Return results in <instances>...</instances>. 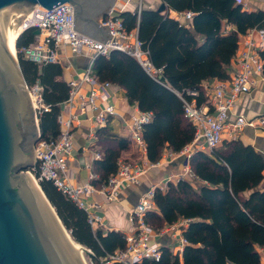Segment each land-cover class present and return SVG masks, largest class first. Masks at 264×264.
Here are the masks:
<instances>
[{"label": "trees", "instance_id": "obj_1", "mask_svg": "<svg viewBox=\"0 0 264 264\" xmlns=\"http://www.w3.org/2000/svg\"><path fill=\"white\" fill-rule=\"evenodd\" d=\"M162 1L168 10L192 13L191 26L168 12L141 9L117 15L125 32L137 37L160 73L149 74L134 56L121 51L97 57L93 66L100 83L122 88L129 104L152 115L142 133L151 163H160L166 151L180 153L194 140L195 128L185 116L180 96L191 99L188 92H197L198 105L207 103L205 84L230 78L241 37L264 30V10H247L237 0ZM18 37L17 56L25 80L30 88L42 89L40 140H57L62 132V105L70 94L64 68L61 63L38 64L27 58L26 50L38 41L34 30ZM260 56L264 62V50ZM96 137L102 157L94 162L93 172L99 188L117 173L120 161L134 165L122 159L133 142L114 134L110 124L99 127ZM190 167L195 179L169 183L165 191L158 189L155 210L145 216L146 224L157 233L181 220L191 221L183 230L187 245L181 256L162 246L160 261L142 264H262L264 158L253 147L232 140L211 154L195 153ZM40 186L74 241L91 252L92 264H104L108 255L126 248L124 234L93 231L87 213L53 182Z\"/></svg>", "mask_w": 264, "mask_h": 264}, {"label": "built area", "instance_id": "obj_2", "mask_svg": "<svg viewBox=\"0 0 264 264\" xmlns=\"http://www.w3.org/2000/svg\"><path fill=\"white\" fill-rule=\"evenodd\" d=\"M245 9H250L253 4H264V0H237ZM23 32L33 29L40 30L43 40L37 46L26 50L29 60L38 63H61L62 50L68 48L75 55H90V65L86 73L79 79L69 81L70 94L68 100L63 103L59 124L62 132L57 140L47 142L39 140L36 143L37 164L28 170L40 185L44 181L53 182L54 185L88 215V222L93 231H103L107 234L111 231L104 217L101 215L102 203L95 198L101 195L105 203L117 202L122 192L127 187L138 186L142 178L161 163L146 161L138 165L126 164L120 161L118 171L106 185L97 187L94 180L98 177L91 173L83 185L73 184L74 174L69 168V162L74 152V131L79 125L80 119L75 114V108L79 110L90 109L95 113V123L98 127H106L116 117L115 107L106 105L100 107L99 103H105L110 99V83H100L93 75V66L99 56L109 57L113 51H121L134 56L151 75L160 73L150 62L148 51L141 49V43L134 34H128L123 28L122 21L117 18L118 11L112 9L102 21L103 25L111 26L113 39L107 43L96 40L73 29L74 9L70 4H60L50 10L36 7ZM141 11V9L139 10ZM185 18L191 20L193 14L185 13ZM22 32V33H23ZM259 34L260 43L255 46L250 40L248 48L239 59V70L226 81H215L205 84L204 88L209 94V101L198 105L197 92H188L191 99L180 96L186 118L195 128L193 142L180 153L170 154L171 160L183 156L186 159L183 175H172L162 183L153 186L139 201L134 210L129 214V221L134 232L127 235L126 248L115 251L104 259V264H142L144 261H160L162 257L161 247L157 239L165 232L179 229V243L176 245V254L184 251L187 241L183 237L189 220H181L176 225L160 233H156L145 222L148 212L155 210V193L158 189L164 191L169 183H176L181 179L194 180L195 177L190 167V160L197 152L211 154L225 141L228 132L231 140L237 139V135L245 128H260L264 130V115L247 119L243 116L230 120V115L237 101L242 95L249 94L258 81L264 83V62L260 51L264 50V30L250 31L247 36ZM134 40V43H132ZM89 91L86 93V88ZM29 88V87H28ZM30 89V88H29ZM28 89V90H29ZM39 92L37 102L42 106L41 91L39 86L31 88ZM37 92V93H38ZM30 93V90H29ZM42 107L39 110L41 113ZM44 111H48L45 108ZM152 121V115L139 111L132 118L131 140L141 150H146L143 139L144 126ZM101 159L100 155H96ZM170 229V230H169ZM118 232V231H116ZM91 253V252H90ZM261 262L264 264V248L259 249Z\"/></svg>", "mask_w": 264, "mask_h": 264}, {"label": "water", "instance_id": "obj_3", "mask_svg": "<svg viewBox=\"0 0 264 264\" xmlns=\"http://www.w3.org/2000/svg\"><path fill=\"white\" fill-rule=\"evenodd\" d=\"M117 2L0 0V264H85L83 246L72 244L41 186L44 196L28 173L37 164L34 144L41 139V132L29 86L15 56V32L34 8L46 11L70 4L73 29L107 43L114 35L111 26L102 21ZM165 10L162 4L158 12ZM35 35L40 36V30Z\"/></svg>", "mask_w": 264, "mask_h": 264}, {"label": "crops", "instance_id": "obj_4", "mask_svg": "<svg viewBox=\"0 0 264 264\" xmlns=\"http://www.w3.org/2000/svg\"><path fill=\"white\" fill-rule=\"evenodd\" d=\"M162 4H165L162 0H118L116 9L117 11H136L140 9L157 11ZM166 5V4H165ZM264 10V4H253L250 9L247 10ZM168 12L170 17L177 20L185 19L187 25L191 26V20H187L184 14H178L175 11L166 10L161 13ZM252 40L256 45L261 41L259 34H253L250 39L249 36L244 35L240 39L239 49L236 57L234 58L231 69L230 77L236 73L239 68V59L241 54L247 50L248 45ZM134 43V40H132ZM64 68V79L69 82L72 79L81 78L87 71L90 65V55H75L72 54L68 48L62 50ZM218 81V80H216ZM215 82V81H213ZM89 87L85 92L89 91ZM100 107L106 105H113L116 111V117L110 122L112 132L118 136L131 139L132 132V118L140 110L137 105L129 104L125 97V91L117 86L110 88V99L105 103H99ZM75 114L80 119L79 125L74 131L73 143L74 152L69 162V168L74 174L73 184L83 185L88 182L91 173H94L93 164L96 160V155L102 157L101 148L98 145L96 133L98 126L95 123V113L90 110H79L75 108ZM264 115V83L258 81L254 89L249 93L242 95L233 108L230 120L234 121L237 117L243 116L247 119H253ZM243 144L251 146L254 150L264 158V130L260 128H245L237 135V139ZM225 141H232L229 137V133L225 134ZM224 141V142H225ZM223 142V143H224ZM170 151H166L160 161L161 165L151 170L146 174L141 183L138 186L127 187L124 189L121 198L117 202L105 203L101 195L96 194L95 198L102 203L101 215L104 217L105 223L111 231H118L125 236L134 232V228L129 221V214L139 203L140 199L155 185L162 183L167 177L172 175H183L185 171L186 159L183 156L176 157L171 160ZM123 160H129L134 165L144 163L148 160L147 150H141L132 143L129 151H125L122 154ZM150 162V161H149ZM163 233L158 239V243L163 246H171L174 243V237ZM106 235V233H105Z\"/></svg>", "mask_w": 264, "mask_h": 264}, {"label": "rangeland", "instance_id": "obj_5", "mask_svg": "<svg viewBox=\"0 0 264 264\" xmlns=\"http://www.w3.org/2000/svg\"><path fill=\"white\" fill-rule=\"evenodd\" d=\"M140 2H141V0H140ZM33 30V29H32ZM20 33H21V28L19 29V34L18 35H20ZM37 39H38V41H37V44L35 45V46H37L39 43H41L42 42V40H43V36L42 35H40V36H37ZM34 46V47H35ZM63 56V55H62ZM18 57V56H17ZM60 62H61V64L63 63V58L61 57V60H60ZM30 88V87H29ZM30 90V95H31V98L33 97L34 98V103L36 104V107L37 108H35V111H36V115H37V117H38V120H39V110L41 109V104H39L38 102H37V100H38V97H39V92L38 91H36V93H34L32 90H31V88L29 89ZM38 92V93H37ZM32 98V99H33ZM33 102V101H32ZM37 102V103H36ZM34 105V104H33ZM34 146H36V144H34ZM165 191V190H164ZM123 193V192H122ZM130 216V215H129ZM168 229V228H167ZM166 229V230H167ZM170 230V229H169ZM164 231H165V229H164ZM163 231V232H164ZM162 232V231H161ZM70 233V232H69ZM157 233V232H156ZM167 234L166 235H171V237L173 236L174 237V243H172V251L174 252V253H177L176 252V250H175V247H176V245L179 243V229H174V230H170V231H167L166 232ZM158 234V233H157ZM72 237V236H71ZM126 237V236H125ZM74 240V239H73ZM160 246H163L162 244H160ZM86 254H85V258H86V261H87V264H92V262H91V259H90V251L88 250V249H86V252H85ZM178 254H180V256L182 255L181 254V252H178Z\"/></svg>", "mask_w": 264, "mask_h": 264}, {"label": "bare ground", "instance_id": "obj_6", "mask_svg": "<svg viewBox=\"0 0 264 264\" xmlns=\"http://www.w3.org/2000/svg\"><path fill=\"white\" fill-rule=\"evenodd\" d=\"M32 10L29 12V14H28V16L26 17V19L21 23V25L18 27V29L16 30V32H15V37H14V45H15V56H16V59H17V49H16V39L17 38H19L18 36H20L21 35V33L24 31V29H25V27H26V24L28 23V19L30 18V16L32 15ZM21 28V33H20V35H18L19 34V29ZM33 98V97H32ZM32 101H33V104H34V107L35 108H37L36 107V104L34 103V98L32 99ZM37 103V102H36ZM31 175V174H30ZM32 177H33V175H32ZM33 179H34V177H33ZM34 181L36 182V180L34 179ZM36 184H37V186H38V188L40 189V185L36 182ZM40 191H41V189H40ZM41 193H42V195H43V192L41 191ZM44 196V195H43ZM45 198V197H44ZM52 212L54 213V215H55V211L54 210H52ZM61 225V224H60ZM62 226V225H61ZM63 228V227H62ZM63 230H64V232L66 233V235L68 236V238L70 239V241L72 242V244L74 245V246H76V247H82V246H80L79 244H77L74 240H73V238L70 236V234L67 232V231H65V229L63 228ZM81 252H82V254H83V256H84V263L85 264H87V261H86V258H85V252H86V250L84 249V247H82V250H81Z\"/></svg>", "mask_w": 264, "mask_h": 264}]
</instances>
